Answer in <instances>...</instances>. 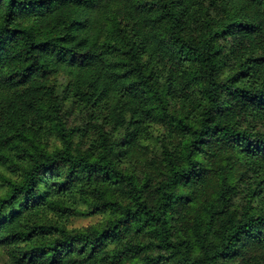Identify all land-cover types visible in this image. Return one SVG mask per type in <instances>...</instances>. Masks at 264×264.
Here are the masks:
<instances>
[{
	"label": "trees",
	"instance_id": "obj_1",
	"mask_svg": "<svg viewBox=\"0 0 264 264\" xmlns=\"http://www.w3.org/2000/svg\"><path fill=\"white\" fill-rule=\"evenodd\" d=\"M0 254L264 264V0H0Z\"/></svg>",
	"mask_w": 264,
	"mask_h": 264
},
{
	"label": "rangeland",
	"instance_id": "obj_2",
	"mask_svg": "<svg viewBox=\"0 0 264 264\" xmlns=\"http://www.w3.org/2000/svg\"><path fill=\"white\" fill-rule=\"evenodd\" d=\"M71 118V119H70ZM69 120H74V116H70ZM93 220V219H92ZM91 219H84V218H79L78 220L75 221L76 226H82V225H88L92 222ZM3 256L0 254V264L3 263Z\"/></svg>",
	"mask_w": 264,
	"mask_h": 264
}]
</instances>
